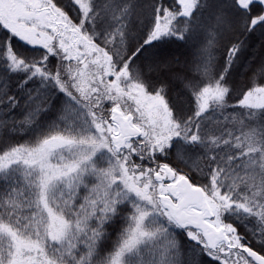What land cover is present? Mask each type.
I'll return each instance as SVG.
<instances>
[{
	"label": "snow or ice",
	"instance_id": "obj_1",
	"mask_svg": "<svg viewBox=\"0 0 264 264\" xmlns=\"http://www.w3.org/2000/svg\"><path fill=\"white\" fill-rule=\"evenodd\" d=\"M0 264H264V0H0Z\"/></svg>",
	"mask_w": 264,
	"mask_h": 264
}]
</instances>
